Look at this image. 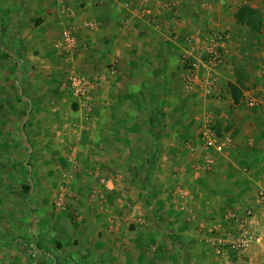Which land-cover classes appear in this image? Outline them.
<instances>
[{"label": "rangeland", "instance_id": "1", "mask_svg": "<svg viewBox=\"0 0 264 264\" xmlns=\"http://www.w3.org/2000/svg\"><path fill=\"white\" fill-rule=\"evenodd\" d=\"M8 1L15 3L14 0ZM203 1L208 5L211 24L230 30L234 35V43L228 54L229 69L223 85L226 96L218 104L187 94L183 89L180 53L176 48L167 47L164 37L148 33L141 41L127 45L126 66L122 72L129 75V78L124 81L123 91L119 92L121 106L125 107H116L115 102V107L107 114V121L123 122L120 117L123 109V125L115 124L111 133L114 140L120 137L124 143L120 141L115 144L113 153L118 149L125 150L127 153H134V158L99 160L100 168L107 170L112 166L116 179L119 177L118 180H121V191L114 195L116 200L99 190H80L83 179L80 181L79 178L85 171L80 156L75 160L74 154L69 151L76 144L68 143L70 139L73 141L78 136L81 138L73 115L78 107L67 95V86L64 87L68 75L74 69L77 70V66L75 68L73 62L63 61L68 58L60 56L54 50V44L46 49H30L34 57L41 56L40 59L45 61L44 65H48L50 60L53 63L50 64L53 66L51 68L57 73L51 76L48 74V67L43 69L46 71L43 80L45 91L43 89L44 94L41 95L44 107L39 108L43 109L47 128L41 130L43 133L40 131V144L34 145L32 141L36 142V139L30 140L24 135L31 149L27 160H6L0 150V259H3L1 255L14 248L31 254L34 261L53 264L56 257L51 249L63 247L53 240H45V237H52L50 233L57 231L73 238L74 248L80 243L74 239L77 232L98 238L102 246L98 244L93 248L102 253L107 251V256L99 262L101 264H135V259L140 264H231L215 256L202 225L207 226L213 220L221 219L238 209L226 206L228 201L222 200L223 196L230 194V188L226 186L227 191L220 190V178L214 175L215 172H204L206 175L200 183L193 182L192 178L197 172H193L191 159L185 153L186 141L194 139V135L199 132L200 119L205 112L213 114L219 131L228 132L232 129L230 122L218 120L220 114L231 113L232 107L247 109L244 105L246 95L264 96V0H217L215 3L213 0ZM6 2L7 0H0V4L6 5ZM193 31L205 34L211 30L203 24ZM149 40L157 42L158 47L150 48ZM142 43L147 47H141ZM5 50L0 48V54H4ZM24 50L26 49L19 48L20 52L15 53L12 58L14 72H21L18 64L25 58L22 56ZM155 56L162 63L151 66L140 63L141 60L148 61L149 57ZM61 62H65L67 66L61 67L58 64ZM35 70L36 67H33V71ZM5 72L2 70L3 79L0 82L2 107L5 106L6 99V91L3 90L7 82ZM149 72L164 74L152 80ZM33 81L37 82V79ZM16 86L15 90L22 95V84L18 82ZM232 86L238 92L235 93ZM103 91L106 92V88L99 90L102 98L100 102L104 99ZM234 96L239 98V103H235ZM55 101L59 107H50L49 104ZM35 109L37 107L32 104L30 114ZM261 109L263 108L253 110ZM51 110H55V113ZM52 124L57 126L53 127ZM103 131L105 133L106 129L100 130L99 135ZM37 135L38 131L35 130L31 137L36 138ZM100 145L99 150L103 154L107 147ZM38 147L43 150L42 155H39V150L36 149ZM160 167L165 173L167 171V175L161 178L160 190L157 191L154 178ZM6 169L10 172L9 175H4ZM119 172H125V178L121 174L117 177ZM111 181L108 175L101 174L96 185L107 191L106 187ZM62 187L66 190L67 208L59 212L56 201ZM178 187L188 193L186 199L173 194ZM118 206L120 209L127 207L129 210L147 213L146 225L150 229L155 227L152 231L163 240L159 242L158 239H146L142 247L138 248L133 242H129L131 236L130 239L128 236L124 239L119 236V232L112 231L111 229H117L114 227L115 218H118L120 232H134L136 229L134 224L119 213ZM256 223L262 232L258 220ZM169 225L180 238L181 244L171 242ZM110 233H117L119 237L115 236V240L109 242ZM133 235L136 239L140 234L136 231ZM43 249H46L45 255L36 256Z\"/></svg>", "mask_w": 264, "mask_h": 264}, {"label": "crops", "instance_id": "2", "mask_svg": "<svg viewBox=\"0 0 264 264\" xmlns=\"http://www.w3.org/2000/svg\"><path fill=\"white\" fill-rule=\"evenodd\" d=\"M14 1L15 3H12L7 0L6 5L0 4V48L6 49L4 54H0V82L3 79L2 70L6 71L5 80L7 81L3 86V90L6 91L5 106L2 107L0 105V150L2 155H4L6 160L19 158L27 160L31 149L29 147L30 143H27L25 136L30 140L32 138L36 139V142L32 141L34 145L35 143L40 144V140H38L42 135L40 131L47 128L43 109L39 108L44 107L41 103V95L45 91L43 80L46 71H43V69L48 67V74L51 76L57 72L55 73L53 71L55 69L51 68L53 66L50 65L52 63L50 60L48 65H44L43 62L45 61L40 59L41 56L34 57L30 49H46L51 44L59 41L64 33L72 30L79 40L81 49L73 58L63 61L73 62L72 65L75 68L77 66V71L86 74L94 81H98L108 74L106 69L111 62H118L117 73L108 76L107 81L102 84L101 88L103 90L106 88V92L103 91V102H100L102 98L98 92L95 110L90 118L86 112L80 109L69 87H66L67 89L64 88L67 90V95L71 97V101L75 102L76 107H78L77 112L73 115L76 130L80 132L81 138L76 135V137L78 136L77 139L73 141L70 139L68 143L77 145L76 147L74 145L73 157L77 160L80 156L85 171L79 178L80 181L83 179L80 182V190H99L102 193L109 194L111 197L113 196L112 200H116L114 195L121 191V180H118V176L121 174L125 178V172H119L117 175L118 179H116L115 169L112 166L107 170L100 168L99 160L134 158V153H127L125 150L120 151L118 149L116 152L114 151L115 154L113 153L115 144L120 143V141L122 144L124 143L120 137L114 140V135L111 133V129L115 124L123 125L125 120L123 109H121L122 114L120 116L123 122L107 121V114L111 113L112 107H115V102L116 107H125L121 106V94L119 92L123 91L124 81L129 78V75L122 72L126 66V46L141 41L148 33L155 35V37H164L166 44L164 42L161 43L168 44L167 47L176 48L180 53L183 82L184 68L181 60V48L180 45L175 44L171 40L170 35L174 32L185 35L203 24L211 25L212 21L208 17V15H211L209 14L210 11L208 13L205 12L208 9V5L203 0H149V5L146 4L144 7L153 10V13L159 12V3L162 2L176 9L180 17L178 26H175L169 22L171 14H168L165 17L167 18L166 22L161 28H156L135 16L134 10L137 7H143L142 0H68L65 7H62L58 0H21V4L19 0ZM126 20L129 21V24L125 23ZM88 25H92V28L88 27ZM216 27L222 28L219 25ZM156 43L154 40H149L148 46L154 49L158 47ZM143 46L147 47L145 43L141 44V47ZM19 48L26 49L22 55L25 58L18 64L21 72H14L15 65L12 58H14L15 53L20 52ZM148 59V61L141 60L140 63L142 65L149 64L150 66L162 63L161 59L156 56ZM65 62L58 64L61 67H65L67 66ZM33 67H36L35 71H33ZM162 74L164 73L149 72V78L152 80L158 79L159 75L162 76ZM35 78L37 82L33 81ZM16 81L22 84L24 90L22 95L21 92L15 90L16 84L18 85ZM183 89L191 97H202L188 91L184 84ZM2 96L3 94L0 91V100H2ZM105 98L107 101H105ZM32 104L37 109L30 114L29 109ZM52 104H49V106L59 107L56 101ZM51 112L55 113V110H51ZM205 114L200 119L199 132L207 112ZM220 115L218 120L229 121L230 123H228L232 129L228 132L234 133L233 146L224 155L215 157L213 172H215L214 175L217 178H220V190L227 191L226 186L230 188V194L223 196L224 199L222 198V200L228 201L226 206L230 205L240 211L250 207L255 208L258 213L259 228L262 231L260 232L262 242L254 245L235 264H264V206L259 205L257 198L259 192L264 191V107L261 110L232 107L231 113H222ZM52 125L53 127L57 126V124ZM22 129H24V132ZM103 129H106L105 133L103 131L99 135V131ZM35 130L38 131L36 138L31 137ZM199 132L197 131L194 135V139L187 140L186 144L194 141L198 137ZM100 144H104L107 147L106 152L103 154L99 150ZM74 147H70L69 151L71 152ZM36 149L39 150V155H42L43 150L41 147ZM186 150L185 153L187 152V157L189 160L191 159L190 163L192 165L195 158L190 155L187 148ZM193 172L197 171L193 170ZM9 174L10 172L6 169L4 175ZM101 174L108 175L112 179L106 187L107 191H103V188L96 185L97 178ZM164 175H167V171L165 173L160 167L155 173V190H160L161 178ZM204 175L206 173L197 172L192 178L193 182L198 181L200 183ZM227 181H229L228 185L226 184ZM167 183L165 185H168ZM120 208V206L117 207L119 213L123 214V217H126L136 227L134 232L131 230L120 232L117 226L118 218H115L114 227L118 230H111L119 232L120 237L126 239L128 236V239H130L129 236H131L129 242H133L138 248L142 247V243L146 239L147 241L158 239L159 242L163 240L159 235L156 237V233L152 231L155 227L150 229L146 225L147 213L129 210L127 207ZM111 223L113 222L111 221ZM107 231L109 232L108 228ZM136 231L140 235L135 239L133 233L136 234ZM117 233L116 235L110 233L111 237L108 241H114L115 236H118ZM141 234L143 235L141 236ZM75 235L74 239L79 240L81 243L76 248L72 246L73 238L64 236L57 231L50 233L52 237H45V240H53L61 248L63 247L62 249H51L56 257L53 259V264H98L104 260L105 256H107V251L105 250L106 253H102V251L93 248L98 244L102 246V242L98 241V238L79 232ZM45 252L46 249H43L36 256H43ZM1 257L3 259H0V264H42L39 260L34 261L31 258V254L14 248L3 256L1 255ZM135 260V264H140L139 262L137 263V259Z\"/></svg>", "mask_w": 264, "mask_h": 264}, {"label": "built area", "instance_id": "3", "mask_svg": "<svg viewBox=\"0 0 264 264\" xmlns=\"http://www.w3.org/2000/svg\"><path fill=\"white\" fill-rule=\"evenodd\" d=\"M65 7L68 0H58ZM217 2V0H213ZM143 7L136 8L134 14L146 23L156 28L166 22L170 15V23L178 26L180 17L176 9L169 4L159 3V12L147 9L144 5L149 0H142ZM166 11V12H165ZM208 12V9L205 11ZM129 24V21H125ZM209 33L202 34L199 31H191L188 34L171 33V40L180 45L181 60L184 68V87L202 96L206 101L221 103L226 96L224 80L229 69V49L234 43V35L230 30L217 28L214 25H206ZM92 28V25H88ZM54 50L64 58L71 59L80 50V44L74 31L64 33L62 38L54 44ZM104 75L98 81H94L86 74L77 70L71 71L67 77V87L71 90L81 110L90 118L95 110L98 92L108 76L118 71V62L113 61L106 69ZM244 105L249 109L263 108L264 96L246 95ZM234 143L233 132H222L217 129L213 114H207L200 129L198 137L187 144L190 155L195 158L192 169L197 172H213L215 157L224 155ZM77 145H75L76 147ZM71 154H74V149ZM173 194L178 198L186 199L188 193L178 187ZM259 205L264 206V191L258 194ZM57 211H65L67 208L66 190L62 187L56 201ZM257 210L250 207L244 211L236 210L210 222L202 229L208 235L211 248L215 256L222 260L235 264L242 255L248 252L254 245L262 242V236L257 228Z\"/></svg>", "mask_w": 264, "mask_h": 264}, {"label": "trees", "instance_id": "4", "mask_svg": "<svg viewBox=\"0 0 264 264\" xmlns=\"http://www.w3.org/2000/svg\"><path fill=\"white\" fill-rule=\"evenodd\" d=\"M232 89L235 90V93L237 91L235 86H232ZM238 92V91H237ZM239 95H241V93H239ZM235 97V96H234ZM235 103H239L240 100L238 97H235ZM161 223H164V221H161V219H159ZM168 233H169V237L171 239V242L173 244H181L180 242V238L175 234V232L171 229L170 225L168 226Z\"/></svg>", "mask_w": 264, "mask_h": 264}]
</instances>
